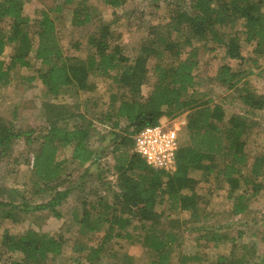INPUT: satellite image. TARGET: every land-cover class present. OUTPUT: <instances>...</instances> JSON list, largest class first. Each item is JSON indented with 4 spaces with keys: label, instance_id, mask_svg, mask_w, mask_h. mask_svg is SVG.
Segmentation results:
<instances>
[{
    "label": "trees",
    "instance_id": "1",
    "mask_svg": "<svg viewBox=\"0 0 264 264\" xmlns=\"http://www.w3.org/2000/svg\"><path fill=\"white\" fill-rule=\"evenodd\" d=\"M90 1L112 9L126 4V0H65L54 12H64L63 6L69 5L72 7L70 24L87 27L96 15L95 7L87 4ZM188 1L184 6V0H177L169 12V22L163 28L151 26L137 55L129 60L111 32V24L117 17L99 24L88 36L86 57L78 58L65 53L56 24L48 13L43 12L32 23L22 14V0H0V99L2 90L11 84L13 71L29 70L36 63L39 68L28 81L38 80L51 99L61 97L64 92L77 95L102 91L109 97V110L96 121L80 112L78 104L69 107L43 102L45 123L40 127L38 138H32V131L15 130L11 123L0 118V159L19 139H24L28 147L38 142L32 171L42 186L39 193L52 192L45 202L30 206L28 202L15 205V199L21 194L14 189L4 190L9 200L0 201L2 217L17 221V210H20L24 213L46 211L60 219L58 207L72 190H58L66 178L62 176L61 163L56 160L57 152L70 149V159L79 167L96 162L99 158L93 139L97 122L117 132L111 139L110 149L118 171L117 189L110 203L105 198L83 203L77 233L86 237L101 233L96 246L79 249L87 253L84 264H104V259L114 254L110 255L107 249L113 240L135 238L151 256L149 264H171L183 230L199 232L205 244L217 246L228 239L219 228L202 224L209 215L205 212L207 203L197 191L198 181L189 173L195 170L203 176L222 177L227 184L226 199L232 201L230 213L244 214L249 202L264 193V180H259L264 176V154L255 156L248 164L245 137L254 123L241 115L232 114L227 118L221 104L213 103L207 94L197 91L194 72L199 67L200 50L210 54L216 48L222 49L223 59L240 63L246 59L242 55L243 45L251 46L250 53L255 57L264 55V0ZM7 46L12 51L5 59L2 55ZM185 49L188 52L182 57ZM151 57L155 61L149 70L147 62ZM203 67L210 71L208 77L227 89L236 90L242 82L238 100L245 107L246 115L264 111V94L246 87L248 74L244 71L210 62L203 63ZM91 77L100 80L92 81ZM144 86L148 88L145 93ZM189 108L196 109V114L186 120L187 144L179 146L172 174L152 168L138 154L128 152L129 148L133 149L132 136L140 129L155 126L164 118L172 119ZM219 163H223V168L218 167ZM165 211H174L182 218L169 216L163 222L169 215ZM130 226L137 232L135 236L127 230ZM254 235L264 241V229ZM237 237L240 234L230 238L229 252L217 255L208 264H264V254L256 256L257 260L251 258L255 253L251 248L249 259L245 252L236 257L233 246ZM63 243L60 236L39 234L33 229L18 236L4 232L0 238V263L52 264L50 257L61 255ZM14 255L20 259H10ZM189 260L190 256H181L178 264H188ZM132 262L125 254L114 264Z\"/></svg>",
    "mask_w": 264,
    "mask_h": 264
},
{
    "label": "rangeland",
    "instance_id": "2",
    "mask_svg": "<svg viewBox=\"0 0 264 264\" xmlns=\"http://www.w3.org/2000/svg\"><path fill=\"white\" fill-rule=\"evenodd\" d=\"M22 1L24 4L22 14L29 18L32 23L38 20L43 12L48 13L56 24L65 53L78 58L86 57L89 51L88 36L96 30L99 24L109 23L117 17V21L111 24V32L114 38H117L115 43L121 46L122 54L129 60L137 55L140 44L146 38L151 26L163 28L169 22V12L177 2V0H126L124 6L112 9L101 3L90 1L87 4L95 7L93 10H96V15L90 25L78 28L70 24L71 6H63L64 12H54L55 7L62 6L65 0ZM188 3V0H184V6H187ZM212 46L216 48L215 44ZM251 48V46L243 45L242 55L246 59L242 63L239 60L223 59L222 49L216 48L210 54L202 53L200 50L202 55L199 58V67L194 72L197 91L207 94L213 103L221 104L227 118L232 114L241 115L247 117L249 122L254 123L250 134L245 137L246 151L249 154L248 164H251L255 156L264 154V111L246 115L245 107L238 100V89L241 88L242 82L237 85L236 90L227 89L208 77L210 71L208 69L205 71L203 63L226 64L234 71H244L245 75L248 74L245 80L247 82L246 87L264 94V55L261 57L251 55ZM11 51V47L7 46L2 57L6 59ZM186 52L188 49L183 50L182 57L186 56ZM154 61V57H151L147 62L149 70ZM37 68H39L38 63L32 65L29 70H14L11 84L1 92L0 118L11 123L15 130L32 131V138H38L40 127L45 123L41 107L43 102L60 103L69 107L78 104V110L86 113L89 120L95 121L100 118V114L109 110L108 93L102 91L90 94L78 93L77 95L73 94L74 92H64L61 97L51 99V96L46 95L38 80L28 81V78L35 76ZM91 80L99 81L100 79L91 77ZM103 88H107V85H104ZM147 90L148 88L144 86L142 92L145 93ZM195 114L196 109L189 108L178 113L174 118L177 119L178 124L179 122L184 124ZM167 121H169L168 118H164L160 120V123L166 124ZM94 126L93 148L97 153V158H99L96 162L79 167L76 162L71 161L70 149H59L57 152L56 160L61 163L62 176L66 178L64 185L58 190H65L66 188L72 190L66 201L58 207L62 217L57 219L46 211L24 213L17 210L18 220L11 221L0 214V238L4 232L18 236L27 229H33L39 234L60 236L64 241L63 251L59 256L50 257V262L52 264H84L83 258L87 253L79 249L96 246L101 238V233L91 234L90 237L77 233L79 229L77 222L83 211V203L96 202L100 198H105L108 203L112 202L113 192L117 189L115 187L118 177L115 160L110 152L111 139L115 137L114 134L117 132L97 122ZM118 135H122V133L118 132ZM178 143L179 146L187 144L184 126L180 127ZM37 145L38 142H34L31 147H28L24 139H19L14 142L10 151L6 153L7 155L0 159V201L9 200L3 192L8 189H14L21 194L20 198L15 199V205L28 202L30 206H34L50 198L51 191L39 193L38 190L42 186L32 171L34 148L36 149ZM130 146L133 147V144ZM128 152L133 151L129 148ZM218 167L223 168V163H219ZM174 171L175 166L165 173L172 174ZM189 175L198 181L197 191L207 203L205 212L209 215L202 224L211 229L219 228L220 232L226 235L228 239H223L217 246L210 242L205 244L204 240L199 238V232L183 230L179 233L178 247L172 256L171 264H178L181 256L191 257L188 264H208L214 261L217 255L229 252L231 250L230 238L238 236V234L240 237H237V242L233 246L236 257L241 252H245L247 253L246 258L249 259L251 257L248 253L250 248L255 252L251 258L257 260L256 256L263 255L264 241L260 238L261 236L257 237L254 234L264 229V208L262 206L264 193L259 198L249 202L248 209L244 214L232 215L230 213L232 201L226 199L227 184L222 177L213 174L203 176L201 171L195 170L190 171ZM259 180H264V176L260 177ZM168 213L167 218L162 219L163 222L168 221L169 216L182 218L180 214L176 216L174 211H165V214ZM132 226L128 227L127 230L132 231L133 236H135L137 232L131 230ZM200 232L203 234V231ZM107 249H109L110 255L114 254L111 257L103 258L104 264H114L115 260L122 258L125 254L133 259L132 264H149V258H151L135 238L113 240ZM76 250L78 251L76 252ZM10 259L19 260L20 257L14 255Z\"/></svg>",
    "mask_w": 264,
    "mask_h": 264
},
{
    "label": "built area",
    "instance_id": "3",
    "mask_svg": "<svg viewBox=\"0 0 264 264\" xmlns=\"http://www.w3.org/2000/svg\"><path fill=\"white\" fill-rule=\"evenodd\" d=\"M166 124L146 126L132 136V151L144 162L155 169L168 171L174 168L177 150L179 149L178 133L183 122L176 118L168 119Z\"/></svg>",
    "mask_w": 264,
    "mask_h": 264
}]
</instances>
